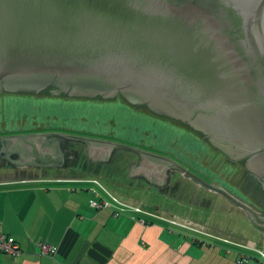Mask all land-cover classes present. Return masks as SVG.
Masks as SVG:
<instances>
[{
    "label": "water",
    "instance_id": "95a60500",
    "mask_svg": "<svg viewBox=\"0 0 264 264\" xmlns=\"http://www.w3.org/2000/svg\"><path fill=\"white\" fill-rule=\"evenodd\" d=\"M2 90L100 100L119 93L189 124L182 127L218 151L225 141L242 143L241 153L262 148L264 170V0H0ZM51 134L163 161L264 224L254 205L171 157Z\"/></svg>",
    "mask_w": 264,
    "mask_h": 264
},
{
    "label": "crops",
    "instance_id": "0c3cea01",
    "mask_svg": "<svg viewBox=\"0 0 264 264\" xmlns=\"http://www.w3.org/2000/svg\"><path fill=\"white\" fill-rule=\"evenodd\" d=\"M21 169L0 168V232L20 249L0 251V264H244L249 250L264 252V224L183 172ZM103 179L122 185L109 188ZM155 193L170 202L151 200ZM132 205L148 213L136 216ZM213 209L220 215L210 217ZM42 244L53 252H42Z\"/></svg>",
    "mask_w": 264,
    "mask_h": 264
},
{
    "label": "rangeland",
    "instance_id": "374dc122",
    "mask_svg": "<svg viewBox=\"0 0 264 264\" xmlns=\"http://www.w3.org/2000/svg\"><path fill=\"white\" fill-rule=\"evenodd\" d=\"M177 124L124 101L0 92V138L11 132L15 135H25L50 130L45 127L71 134H76L72 132L95 134L98 138L107 136V139L171 157L192 171L201 172L220 186L228 190L234 189L235 192L229 191L245 201L248 200L246 198L248 196L253 198L260 196V190L258 189L257 194L252 190L249 182L251 179L244 171H240L241 168L236 170L233 164L227 162L222 152ZM127 150L136 154L135 151ZM103 180L109 188L111 186L117 189L118 185H122L121 182L116 183L117 180ZM83 184L87 187L92 183ZM104 190L109 194L107 189ZM140 192L141 189L136 188V194ZM220 199L222 200L221 196ZM151 200L156 202L161 200L167 204L170 202L161 193L152 195ZM136 213L141 214L135 212L136 216ZM206 214L205 210L204 215ZM218 215L220 209L211 210L210 217ZM233 215L236 218L237 215ZM231 217L232 222H235V218ZM246 254L252 258L244 264H264V258L260 253L249 250Z\"/></svg>",
    "mask_w": 264,
    "mask_h": 264
},
{
    "label": "flooded vegetation",
    "instance_id": "af4514ba",
    "mask_svg": "<svg viewBox=\"0 0 264 264\" xmlns=\"http://www.w3.org/2000/svg\"><path fill=\"white\" fill-rule=\"evenodd\" d=\"M51 90L52 89L49 91L52 93ZM61 92L62 91H58L59 94ZM143 106L153 112L148 106ZM162 117L167 121H176L180 126L186 125L187 127H191L182 120L174 119L172 117L169 118V116H165L167 118H164V116ZM37 132H44L47 134L43 136H22L15 135L14 132H11L6 134V137L0 138V168L4 165L13 166L16 164L22 168L21 171H87L82 168V157H86L89 161L99 165H102L104 162L113 165L115 163L118 166L123 165L127 171H157L154 169L155 167L159 169L164 168L162 171L176 170L174 167L166 166L165 162L151 157H148L147 160L137 152L134 154L127 149L118 146L105 148V145L100 146L93 142V145H89V143L84 140L51 134L53 132L69 133L67 131L50 129L32 133ZM72 133L97 137L96 135H90L85 132ZM236 143L225 141V148L227 151H220L225 156L227 162L231 165L233 164L236 170L237 168H241L240 171H244L245 175L250 177L251 180L249 182L252 186L251 188L256 194L258 189L260 190L259 197L257 196V198H253V196H248L246 198L249 203L258 209L259 212L264 213V173L261 172L264 170L263 167L260 166L262 158L259 156V153L262 152L263 149H254L249 150L247 153L245 151L241 153V151H243L240 150L242 149V143ZM155 162H157V164H153ZM143 175L147 181H152L147 178L145 174ZM201 176L205 179L207 178L202 173ZM221 196L225 199L223 195Z\"/></svg>",
    "mask_w": 264,
    "mask_h": 264
},
{
    "label": "built area",
    "instance_id": "2783aa9c",
    "mask_svg": "<svg viewBox=\"0 0 264 264\" xmlns=\"http://www.w3.org/2000/svg\"><path fill=\"white\" fill-rule=\"evenodd\" d=\"M112 200L119 202L120 204H122L123 202H121L115 195H111ZM109 203L107 201L101 202V203H97V201L95 200H90V205L92 206H97L100 207L102 205L107 206ZM125 204V203H123ZM127 206H129L128 204H126ZM136 212H146L145 210H143V208L139 205L137 206H131ZM122 208V207H121ZM123 209V208H122ZM19 245L16 241V239L11 236V235H7V234H3L0 232V251L3 252H7L10 254H17L19 253ZM41 251L42 252H53V247H51L48 244H42L41 245ZM258 252L260 253V255L264 258V252L262 250H258Z\"/></svg>",
    "mask_w": 264,
    "mask_h": 264
},
{
    "label": "trees",
    "instance_id": "16d2710c",
    "mask_svg": "<svg viewBox=\"0 0 264 264\" xmlns=\"http://www.w3.org/2000/svg\"><path fill=\"white\" fill-rule=\"evenodd\" d=\"M5 91V90H2ZM45 92H49V89H44ZM114 100V99H113ZM115 100H120L121 102L125 101L127 104H130L122 95L118 94L115 98ZM132 105V104H131ZM170 118V117H169ZM172 119V118H171ZM47 129H51V130H59V129H54V128H49V127H45ZM95 135V134H93ZM105 138H108L107 136H104ZM83 159V165L82 168L86 169L87 171H123L126 170L125 166L123 167V165L118 166L117 164L114 163L113 164H109V163H103L102 165L100 164H96L93 163L91 161H89L86 157H82ZM119 186V185H118ZM3 233V232H1ZM5 234V233H3ZM9 235V234H7ZM12 236V235H11Z\"/></svg>",
    "mask_w": 264,
    "mask_h": 264
}]
</instances>
